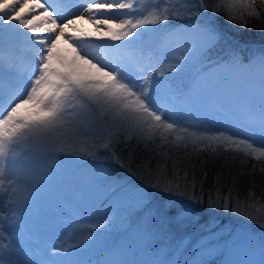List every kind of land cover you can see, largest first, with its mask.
Returning a JSON list of instances; mask_svg holds the SVG:
<instances>
[{
  "label": "snow or ice",
  "instance_id": "6c2138e0",
  "mask_svg": "<svg viewBox=\"0 0 264 264\" xmlns=\"http://www.w3.org/2000/svg\"><path fill=\"white\" fill-rule=\"evenodd\" d=\"M70 3L76 5L71 11ZM84 4L87 7L80 11ZM34 7L43 9L50 27L40 28L33 19L23 18L25 0L0 2V204L11 212L9 216L0 208V232L5 231L4 221L8 223V236L0 237L8 241L0 243V264H214L212 258L217 254L230 255L237 248L244 258L225 260L224 264H264V236L257 244L247 234L229 233L231 245L225 242L224 250L219 251L224 237H217L211 228L195 242L181 239L165 249L146 244L137 259H127L120 245L103 246L102 258L93 259L91 255L101 235L122 222V210L135 211L142 221L140 230L147 237L157 225L163 229L165 225L171 228L199 223L196 206L205 200L209 209L233 212L241 203L246 208L264 205V197L255 196L254 182L241 201L239 193H233L235 178L225 190L221 183L224 174L218 173L205 193L207 171L197 177L198 166L221 158L225 164L237 158L241 164L262 162L258 170L264 173V47L252 50L246 63L234 48L225 53L223 67L246 74L254 87L248 102L226 115L219 128L211 119L187 123L191 118L182 110L171 102L162 103L163 82L156 76L166 80V73H178L179 61L173 60L156 72L159 61L143 64L137 53L124 55L119 51L131 49L145 32L156 31L157 25L166 29L167 22L175 19L185 20V26L169 32L166 39L183 46L187 56L181 55L180 60L206 56L225 39L215 17L223 16L227 23L242 28L253 21L264 26V0H148L146 4L140 0H37ZM85 15L101 35L112 41H127L125 45L77 43L83 53L80 58H86L85 63L106 79L79 76L73 67L75 61H67L53 51L74 23L67 17L83 19ZM13 20L17 23H11ZM117 20L119 23L114 24ZM21 28L27 32H21ZM68 38L74 43L79 39ZM6 39L9 43L21 42L32 52L31 72L5 63ZM98 51L103 54H95ZM6 76L7 91L3 87ZM25 106H32L34 117L21 114ZM133 144L149 153L142 165L149 176L147 182L126 186L109 171H94V180L113 188L111 203L96 217L97 222L73 243L60 240L39 250L24 243V235L18 231L23 217L60 167H40L25 157H60L62 162L78 165L85 157L97 160L100 154L108 153L119 162L118 147ZM251 168L254 174L257 165ZM174 197H186L190 202ZM244 215L251 218L250 213Z\"/></svg>",
  "mask_w": 264,
  "mask_h": 264
},
{
  "label": "rangeland",
  "instance_id": "374dc122",
  "mask_svg": "<svg viewBox=\"0 0 264 264\" xmlns=\"http://www.w3.org/2000/svg\"><path fill=\"white\" fill-rule=\"evenodd\" d=\"M27 1L28 0H25L27 8L26 14L23 18L25 20L33 19L34 23L39 26V24H42V21L40 20L43 13L40 11L33 13L36 8L31 4H28L29 1ZM0 2H3V0H0ZM140 3L146 4L148 3V0H140ZM208 15H212L210 10ZM215 19L217 21L222 20V22L229 29L238 33L232 26L233 24L227 23L223 16L215 17ZM86 20L88 37H86L83 41H90L96 44H127L126 40L112 41L107 36L101 35L100 32H98V30L93 26V23L88 19ZM11 23L15 24L17 21L13 20ZM82 23L83 22H78L69 26L65 30V35L59 39L60 41L58 40L56 42V46L53 51L56 55L67 61H75L73 67L79 76L90 79H106L102 77L101 73L97 72L96 68H93L91 64L85 63L86 58L81 60L80 55L83 53L77 48V43H81V40L78 39L76 43H74L72 39L68 38H78V35L71 34L74 32L79 34L82 39L84 38L85 34L82 33H85V27L82 26ZM113 23H119V20L113 21ZM185 23V20L172 19L167 22L168 27L166 29L157 25L155 26L156 31L145 32L137 39L131 49L121 48L119 51L124 55L128 52L137 53L139 62L143 64L152 62H154L153 64H157V61H159L160 63L157 64L156 72H159L161 67L173 60L179 61L181 68L178 73H168V79L166 80L163 77L156 76L157 79H160L163 82L161 93L162 103L171 102L172 105H175L182 110L185 116L191 118L187 121V123L198 124L203 119H211L212 123L219 128L222 126L226 115L230 114L231 111L239 109L243 104L248 102L249 98L253 94L254 86L251 78L246 74L242 72L228 71L223 67L227 59L225 53L229 49L222 48L225 47L222 41L219 45H217V47L209 51L206 56L180 60L181 55L187 56V53L183 51V46L179 44H171L166 38L169 32L183 28ZM249 26L254 32L258 30V28L261 32L264 30V28L260 29L262 25L259 21H253ZM147 27L149 29L152 28V26ZM113 30L115 31L117 29L114 28ZM20 31L27 32V29L21 28ZM81 31L83 32L81 33ZM29 34L31 33L28 32V35ZM261 40H264V38L261 37L260 41ZM5 42L8 43V46L7 43H4L8 50L20 51L19 46L16 44L17 42L9 43L7 39ZM236 52L237 55L246 63L248 57L250 56L249 52ZM20 53L24 55L26 61L28 62V66L31 68L30 58L32 57V52L29 49H24L20 51L19 54ZM95 54L102 55L103 53L98 51ZM92 63H96V61L93 60ZM53 65L55 66V61H53ZM97 67H100V65H97ZM255 102L258 105V95ZM20 112L22 115L30 118L35 115L32 110V106H25L24 109L20 110ZM133 146L135 147L137 145L133 144L131 147L120 145L118 147V152L121 157V161L119 162L113 160L111 155L108 153L100 154V157L97 160L85 157L78 165H70L66 162H62L60 157H57L55 160H47L43 157V155L35 156L30 154L29 157H25V160L30 159L33 165L40 167H43L44 165L55 167L59 164L60 167L57 169V175L47 186V189H64L69 196L76 195L77 203H80L76 204V206L82 210L76 212L77 215L81 216L78 220H75L74 217L72 218L70 216L72 218L70 223L67 222V224H64L62 220L52 223L49 221L52 220L53 217L30 218L33 217V212L37 209L36 201H34L32 207L24 215L23 222L18 228L23 230L28 229L26 232L27 234H23L24 243L32 249L35 245H43V247L40 248L42 249L52 243H59L60 240H67L68 243H73L75 242V238L82 231L97 222L96 219L93 222L92 219L86 220L89 208H91L95 203H98L99 211L97 216L102 215L111 203V193L113 192V188L106 183L102 184L99 181L94 180L92 178V173L94 171H109L119 183L126 186H136L147 182L149 180L148 173H145L144 170H138V167L136 168V166L127 162V160H130ZM145 154L149 153L145 150ZM64 159L66 160L68 158ZM121 162L124 165L123 167H120ZM129 168L131 172L126 175L128 173L126 170L129 171ZM45 190L46 189L43 190L39 198L44 197L43 194ZM5 203H7L6 200ZM0 208H4V205L0 204ZM125 208H127L126 205ZM4 211L7 215L11 216V212H9L7 208H4ZM122 216V222L118 221L115 225L106 230L103 235H101L98 242L100 248L98 249L99 251H95V249H93L91 253L93 259L102 258V255L99 254V252H101L100 250L105 245L123 246L126 251L127 259H137L140 258V255L142 254L141 249L146 244L156 248L165 249L169 245H172L181 239H184L185 243L189 240L195 242L199 240L201 235L206 234L207 228L213 229L216 232L217 237H224V240L220 242L219 251L224 250L225 242L231 245L229 233L235 232L247 234L251 236L257 244L261 237L264 236V233H260V228H257V225H251L256 223L255 221H245L249 224V227L241 230L237 229L235 231H229L227 227H220L216 229L213 225L214 223L211 222L204 223L203 225L193 223L179 227L172 226L171 228L165 225L163 229H160L157 225L153 227L151 236L146 237L140 230L142 221L137 218L134 210H122ZM26 224H30L29 227ZM3 227L5 228V231L0 232V237H7V221H4ZM253 227H256L257 229ZM121 228L125 229V233H120L118 237L115 239L113 238L114 240L110 239L111 237H114L119 230H122ZM120 236L122 237L120 238ZM7 242V240H0V243ZM216 257L219 258L218 262H215ZM243 258L244 253L237 248L230 255L228 253H225L223 256L217 254L212 259H214V264H224L225 260H240Z\"/></svg>",
  "mask_w": 264,
  "mask_h": 264
},
{
  "label": "trees",
  "instance_id": "16d2710c",
  "mask_svg": "<svg viewBox=\"0 0 264 264\" xmlns=\"http://www.w3.org/2000/svg\"><path fill=\"white\" fill-rule=\"evenodd\" d=\"M218 26L223 30L225 27H227L222 20L217 21ZM236 32H233L231 29V32L234 34L235 38L238 39V41H243L249 43L248 47H236L234 48L235 51H241V52H251L252 50L260 49L264 47V40H261V37L264 38V30L261 32L258 28L255 32L251 30L250 26L247 28H242L236 25H232ZM228 28V27H227ZM264 26H261L260 29H263ZM251 38V39H248ZM258 38V39H257ZM255 39V40H253ZM257 39V40H256ZM234 41V40H233ZM128 149V148H127ZM133 151L130 156V160H127L129 164H133V166L138 167V170H144V168H141L144 161L145 157L148 156L149 154H145V150L143 147L140 146H133ZM181 150V154H182ZM125 152V151H124ZM205 156L207 155L206 153L204 154ZM262 162H258L255 160H249L247 164H241L240 159L237 158L235 160L229 161L227 164H225V161L223 158L216 160L215 162H209L207 165H201L198 166V171H197V177L199 178L200 174L202 171L206 170L208 173V183L205 185V193H207V189L211 186L212 183V178L214 175L218 173H223L224 175L222 176L221 183L224 185V189L227 190L229 182L235 178V188L233 189V193H239L240 195V200L244 201L245 198L248 196L249 189L252 187L253 182L255 183V196L257 198L264 197V173L259 172V167ZM252 164L257 165V171L253 174V169L251 168ZM129 171L130 168H129ZM145 171V170H144ZM145 173H147L145 171ZM230 173V175H229ZM190 202V201H189ZM197 219L200 223H214V220L212 215L210 214V211H216V212H224V209H219V210H212L207 207V201L205 200V203L202 205H197ZM230 214L233 215V218L237 219L238 215H244V213H250L252 221L258 222L261 224V226L264 229V205H255L253 208H246L243 203L239 204L237 206V210L235 212L229 210L227 211ZM198 223V224H200ZM203 225V224H201ZM259 226V225H257ZM257 229L256 227H253ZM123 229V228H121ZM125 232V230L123 231ZM123 234V233H121ZM120 233H117L114 237H111L110 239H115L118 237ZM113 239V240H114Z\"/></svg>",
  "mask_w": 264,
  "mask_h": 264
},
{
  "label": "bare ground",
  "instance_id": "6f19581e",
  "mask_svg": "<svg viewBox=\"0 0 264 264\" xmlns=\"http://www.w3.org/2000/svg\"><path fill=\"white\" fill-rule=\"evenodd\" d=\"M79 17L78 16H75L74 18H72L71 20L75 22H78L79 21ZM82 20V26L85 25V21H86V18H83V19H80ZM223 33L225 35L226 38L228 39H232L234 40L230 46L229 49L231 48H236V47H245L247 48L249 43L247 42H243V41H238V39L235 38L234 34L231 32V30L227 27H225L223 29ZM238 49V48H236ZM160 195V193L158 192V196ZM174 199H177V200H183L184 202H189L187 201V198L186 197H174ZM210 214L212 215L213 219L214 220V226L215 228H220V227H227L229 229V231H235L237 229H245V228H248L249 224L246 223L245 221H252L251 219H247L245 216L243 215H238L237 216V219L236 218H233V215L230 214L229 212L227 211H224V212H216V211H210ZM252 223V222H251ZM252 226L253 225H259L258 228H260V232L264 233V229L262 226H260L261 224H259L258 222L256 223H253L251 224ZM218 262L219 261V258H215V262Z\"/></svg>",
  "mask_w": 264,
  "mask_h": 264
}]
</instances>
